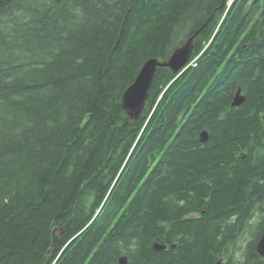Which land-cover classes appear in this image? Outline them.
<instances>
[{
    "label": "trees",
    "instance_id": "obj_1",
    "mask_svg": "<svg viewBox=\"0 0 264 264\" xmlns=\"http://www.w3.org/2000/svg\"><path fill=\"white\" fill-rule=\"evenodd\" d=\"M263 133L264 0H0V264H235Z\"/></svg>",
    "mask_w": 264,
    "mask_h": 264
},
{
    "label": "water",
    "instance_id": "obj_2",
    "mask_svg": "<svg viewBox=\"0 0 264 264\" xmlns=\"http://www.w3.org/2000/svg\"><path fill=\"white\" fill-rule=\"evenodd\" d=\"M198 31L186 38L179 46H177L169 58L165 61H160L157 58H148L141 66L133 82L125 89L121 97V107L127 113L128 116L136 118L145 106L148 90L151 86L154 74L158 68L169 69L172 73L178 74L187 65L192 55L193 41ZM245 95L241 93V89L237 88L232 101V107H239L245 101ZM209 135L206 129L200 131L199 141L200 143H206ZM173 247V246H171ZM166 248V245L154 243L152 249L156 251H162ZM256 250L259 255L264 256V232L261 235L259 241L256 244ZM128 258L125 255L117 258V264H127ZM215 264H221L218 260Z\"/></svg>",
    "mask_w": 264,
    "mask_h": 264
},
{
    "label": "flooded vegetation",
    "instance_id": "obj_3",
    "mask_svg": "<svg viewBox=\"0 0 264 264\" xmlns=\"http://www.w3.org/2000/svg\"><path fill=\"white\" fill-rule=\"evenodd\" d=\"M263 140H264V133H263ZM241 159H243V158H241ZM260 198L254 197L249 201V203L251 204V209H250V212L248 214V219H245L242 221V222H244L245 227H240L239 229H237V227H235V231H236L235 234H237V235H238V233L242 234L241 237H239V238L237 237V239L235 240L236 241L235 246H236L238 254H239V257L235 261V264H244V261L246 262V264H254L253 259H258V258H259V260H262V262L264 264V256L259 255V253L256 250V244L264 232V199L261 203V202H259ZM230 221L235 223V220L231 219ZM255 236H257V238H256V241L254 243V251L258 255V258L256 256L251 257L252 247H250V245L248 244L250 241L252 243V241L255 240L254 239ZM242 240H244L245 242H244L243 246H240ZM249 248H250V251H248ZM243 257H244V259H242ZM250 257H251V259H249ZM240 260H242V262H240Z\"/></svg>",
    "mask_w": 264,
    "mask_h": 264
},
{
    "label": "rangeland",
    "instance_id": "obj_4",
    "mask_svg": "<svg viewBox=\"0 0 264 264\" xmlns=\"http://www.w3.org/2000/svg\"><path fill=\"white\" fill-rule=\"evenodd\" d=\"M193 45H194V41H193ZM193 49H194V47H193ZM192 53H193V50H192ZM191 56H192V55H191ZM190 60H191V58L189 59V61H188L187 64H194V63H193L194 60L192 61V63H189V62H191ZM244 240H245V239H244ZM244 240H242L240 246H243V245H244V242H245Z\"/></svg>",
    "mask_w": 264,
    "mask_h": 264
}]
</instances>
